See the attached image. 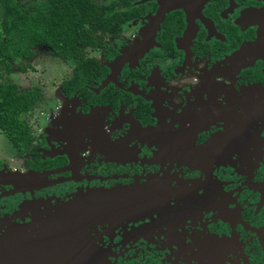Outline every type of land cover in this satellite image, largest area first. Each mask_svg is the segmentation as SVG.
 <instances>
[{"label": "flooded vegetation", "instance_id": "flooded-vegetation-1", "mask_svg": "<svg viewBox=\"0 0 264 264\" xmlns=\"http://www.w3.org/2000/svg\"><path fill=\"white\" fill-rule=\"evenodd\" d=\"M50 1L16 0L36 18ZM69 11L49 27L94 45L9 58L14 71L56 58L65 74L39 131L25 115L40 87L21 115L34 141L0 155V175L33 181L0 179V264H264V0ZM95 193L126 206L71 216L65 204Z\"/></svg>", "mask_w": 264, "mask_h": 264}, {"label": "trees", "instance_id": "trees-1", "mask_svg": "<svg viewBox=\"0 0 264 264\" xmlns=\"http://www.w3.org/2000/svg\"><path fill=\"white\" fill-rule=\"evenodd\" d=\"M0 3L3 15V33H0V129L18 149L26 150L35 136L21 115L33 109L40 98V91L38 87L28 91L19 89L9 76L14 71L9 58L15 59L17 55L30 57L31 46L43 41L68 60L82 53L86 46L94 45V40L73 36L67 26L50 28L48 25L50 19L64 20L66 15L72 16L70 7L78 6L81 0H65L63 9L56 8L58 0H51L38 18L32 12L25 13L16 0H0ZM90 70L78 69V73Z\"/></svg>", "mask_w": 264, "mask_h": 264}, {"label": "rangeland", "instance_id": "rangeland-1", "mask_svg": "<svg viewBox=\"0 0 264 264\" xmlns=\"http://www.w3.org/2000/svg\"><path fill=\"white\" fill-rule=\"evenodd\" d=\"M28 1V0H25ZM0 23H1V8H0ZM56 58L52 57H39L37 54L31 59H20L14 62L15 71L12 78L21 86V91H26L38 86L42 90V97L40 104L37 106L34 113L26 114L32 123L36 126V130H40L43 126V111L50 109L52 101L58 96L57 81H59L65 74L64 67L59 65ZM26 67V70L22 69ZM56 80V81H55ZM15 148L9 138L0 130V155L2 153L8 154L5 159L15 158ZM15 165V164H14Z\"/></svg>", "mask_w": 264, "mask_h": 264}, {"label": "water", "instance_id": "water-1", "mask_svg": "<svg viewBox=\"0 0 264 264\" xmlns=\"http://www.w3.org/2000/svg\"><path fill=\"white\" fill-rule=\"evenodd\" d=\"M0 179H5L6 181H9V183L13 184L17 189L21 188V184L31 185L30 183H33L31 177H19L18 175L12 173L4 174L2 172V174L0 175ZM98 198L100 197L96 193L91 195H85L79 200H73L72 202L65 204V207L72 208L71 216H80L83 213L88 214L90 212L95 215L103 207L126 206V204H117L116 202H114L113 204L104 203V201H99Z\"/></svg>", "mask_w": 264, "mask_h": 264}]
</instances>
